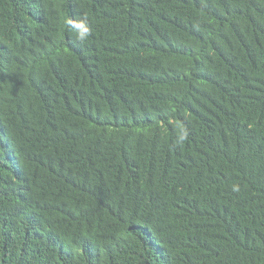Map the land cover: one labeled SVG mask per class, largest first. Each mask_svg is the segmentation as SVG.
Segmentation results:
<instances>
[{
    "label": "trees",
    "instance_id": "1",
    "mask_svg": "<svg viewBox=\"0 0 264 264\" xmlns=\"http://www.w3.org/2000/svg\"><path fill=\"white\" fill-rule=\"evenodd\" d=\"M0 264H264V0H0Z\"/></svg>",
    "mask_w": 264,
    "mask_h": 264
},
{
    "label": "clouds",
    "instance_id": "2",
    "mask_svg": "<svg viewBox=\"0 0 264 264\" xmlns=\"http://www.w3.org/2000/svg\"><path fill=\"white\" fill-rule=\"evenodd\" d=\"M84 31H85V32H87V29H85ZM83 35H84V33H81V37H79V36L77 35V37H76V38H77L78 40H80V39H82V38H83ZM181 139H183V137H181Z\"/></svg>",
    "mask_w": 264,
    "mask_h": 264
}]
</instances>
